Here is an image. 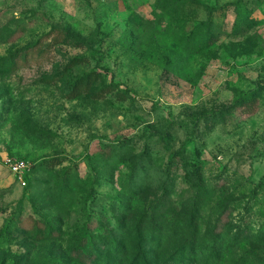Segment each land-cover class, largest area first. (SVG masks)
<instances>
[{
  "label": "rangeland",
  "instance_id": "1",
  "mask_svg": "<svg viewBox=\"0 0 264 264\" xmlns=\"http://www.w3.org/2000/svg\"><path fill=\"white\" fill-rule=\"evenodd\" d=\"M0 264H264V0H0Z\"/></svg>",
  "mask_w": 264,
  "mask_h": 264
},
{
  "label": "built area",
  "instance_id": "2",
  "mask_svg": "<svg viewBox=\"0 0 264 264\" xmlns=\"http://www.w3.org/2000/svg\"><path fill=\"white\" fill-rule=\"evenodd\" d=\"M0 166L17 176L18 180L25 185V176L31 171L32 163L28 159L5 154L0 157Z\"/></svg>",
  "mask_w": 264,
  "mask_h": 264
}]
</instances>
